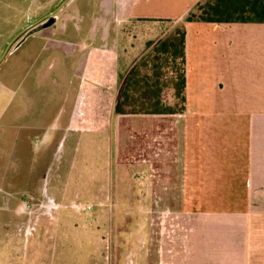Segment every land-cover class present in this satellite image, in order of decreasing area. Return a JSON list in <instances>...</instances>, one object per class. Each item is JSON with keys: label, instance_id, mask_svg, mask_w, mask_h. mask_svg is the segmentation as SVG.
Segmentation results:
<instances>
[{"label": "crops", "instance_id": "crops-1", "mask_svg": "<svg viewBox=\"0 0 264 264\" xmlns=\"http://www.w3.org/2000/svg\"><path fill=\"white\" fill-rule=\"evenodd\" d=\"M201 1L74 0L84 13L77 21L68 8L19 44L18 52L28 44L35 53L39 75L29 90L18 78L20 99L0 114V125L16 126L10 157L17 166L11 178L0 176V264H13V246L5 238L15 236L20 209L43 192L54 195L51 184L82 181L91 134L108 132L114 142L115 129L129 118L144 122L145 159L135 165L144 166L146 184H181L183 215L192 222L171 243L162 238L157 250L146 230L144 259L128 264H264V23H184ZM179 22L186 30V111L116 115L138 62L131 58L133 44L151 41L143 25ZM39 92L50 94L44 106L26 101ZM60 157L64 168L55 170ZM27 188L31 197L24 195ZM68 217H58L55 238ZM69 250L55 245L49 264H68ZM32 259L27 263L40 264V253ZM16 263L27 264L25 258Z\"/></svg>", "mask_w": 264, "mask_h": 264}, {"label": "rangeland", "instance_id": "rangeland-1", "mask_svg": "<svg viewBox=\"0 0 264 264\" xmlns=\"http://www.w3.org/2000/svg\"><path fill=\"white\" fill-rule=\"evenodd\" d=\"M65 1L0 0V58L10 42L24 29L42 19L46 21L47 16ZM73 1H68L53 17L59 18L69 8L70 18L77 21L84 13L78 11L80 3ZM182 24L183 22L145 24L142 33L150 36V42L156 44L182 29ZM22 39L23 35L12 44L0 64V114L10 106L13 99L12 106L17 105L20 99L16 97L18 78L24 79L25 89L29 90L35 73L39 75L35 72L37 68L34 69L35 53L30 50V46L24 44L19 52L16 50ZM146 42L149 41L133 44L136 50L131 57L133 60L140 61L148 54ZM128 64L130 63L127 62ZM127 65L124 69L126 73L132 67V64L129 68ZM69 69H73V66ZM165 72L170 74L169 69H165ZM49 95L39 92L36 98L31 97L26 101L44 106L47 102L44 100H48ZM55 99L52 96L51 101ZM165 100L173 106L179 103L172 91L166 92ZM38 110L41 111V108ZM130 120L133 119H124L119 130L115 129L114 142L108 132L104 135L91 134L85 156L88 162L83 164L85 170L82 181L76 184H51L50 188L55 195L51 197L57 204H52V198L42 191L39 200L27 202V209H20V222L16 226L18 230L15 236L5 238L13 246V264H20L16 262L22 258H25L26 263L29 260L32 262L36 252L40 253V264H49L55 245L62 250L64 245L68 246V264H72L70 261L73 264H128L144 259L146 230L153 237V250H157L162 238L171 243L176 235L190 227L192 220L185 217L182 211L181 184H146L144 166L135 165L137 161L143 162L145 159L144 122L140 119L136 122ZM15 129V125H0V176L9 175L11 178L16 173V158L10 157L15 153ZM61 158L53 163L55 170L64 168L65 161L59 163ZM46 177L48 180V175ZM111 177L113 180L110 182ZM172 177L175 182V173ZM4 184L0 181V187ZM16 185L21 192L22 184ZM56 186L61 189L54 190ZM10 187V190H15L16 186L10 184ZM31 192L27 188L24 195L31 197ZM63 194L66 195L65 198L61 197ZM88 207L92 209L87 210ZM66 214L69 217L62 221V233L55 238V232L60 229L58 217L64 220Z\"/></svg>", "mask_w": 264, "mask_h": 264}, {"label": "trees", "instance_id": "trees-1", "mask_svg": "<svg viewBox=\"0 0 264 264\" xmlns=\"http://www.w3.org/2000/svg\"><path fill=\"white\" fill-rule=\"evenodd\" d=\"M192 22L264 23V0H202L184 18V23ZM185 40L182 26L168 38L147 44L148 54L137 62L124 82L116 115L166 116L186 111ZM168 91L174 92L177 105L165 100Z\"/></svg>", "mask_w": 264, "mask_h": 264}, {"label": "water", "instance_id": "water-1", "mask_svg": "<svg viewBox=\"0 0 264 264\" xmlns=\"http://www.w3.org/2000/svg\"><path fill=\"white\" fill-rule=\"evenodd\" d=\"M70 0H66L57 10H55L53 13H51L50 15H48L47 20L45 21L44 19L38 21L37 23H35L34 25L29 26L28 28L24 29L16 38H14V40L12 42H10V44L7 46L4 54L2 55V57L0 58V64L4 61L5 57L7 56V54L10 51V48L12 47V44L21 36L23 35V39L21 40V42L25 41L27 38L37 34L38 32L42 31L43 29L49 28L51 27L55 22H56V18L53 17V15L55 13H57L58 11H60ZM20 42V43H21ZM19 43V44H20Z\"/></svg>", "mask_w": 264, "mask_h": 264}, {"label": "built area", "instance_id": "built-area-1", "mask_svg": "<svg viewBox=\"0 0 264 264\" xmlns=\"http://www.w3.org/2000/svg\"><path fill=\"white\" fill-rule=\"evenodd\" d=\"M87 210H91L92 208L91 207H88V208H86Z\"/></svg>", "mask_w": 264, "mask_h": 264}]
</instances>
